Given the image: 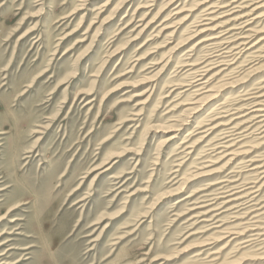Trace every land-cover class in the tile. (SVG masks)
I'll return each instance as SVG.
<instances>
[{
  "label": "rangeland",
  "instance_id": "374dc122",
  "mask_svg": "<svg viewBox=\"0 0 264 264\" xmlns=\"http://www.w3.org/2000/svg\"><path fill=\"white\" fill-rule=\"evenodd\" d=\"M205 1L0 0V264H264V133L221 125L264 51L207 71L209 93L191 72L220 53L200 41L245 35L232 25L256 4ZM261 7L238 18L252 42ZM207 16L222 27L196 34Z\"/></svg>",
  "mask_w": 264,
  "mask_h": 264
},
{
  "label": "bare ground",
  "instance_id": "6f19581e",
  "mask_svg": "<svg viewBox=\"0 0 264 264\" xmlns=\"http://www.w3.org/2000/svg\"><path fill=\"white\" fill-rule=\"evenodd\" d=\"M173 1V0H172ZM244 1V0H243ZM202 2V1H201ZM205 2H210V1H205ZM222 2V3H221ZM236 2H238V0H220V1H218V0H215L214 2H211V3H209V7H207V8H209V10H212V9H214V8H225V7H227V6H231L232 4H234V3H236ZM203 3V2H202ZM241 3V2H240ZM255 6H254V5ZM252 5L254 6L253 8H251L249 11H251V10H253V9H256V8H260L261 6H264V0H255L253 3H252ZM251 6V5H250ZM238 8V7H240V8H244L243 6H240V5H235V7H232V9L230 10V9H227V11H226V13L227 12H232L233 10H234V8ZM206 8V9H207ZM229 8V7H228ZM262 8V7H261ZM223 11V10H222ZM239 11V10H238ZM248 11V12H249ZM255 11V10H254ZM214 11H210V13H213ZM216 12V11H215ZM233 12H235V11H233ZM242 13V14H240L239 15V13H238V17H237V21H238V23L233 27V25H232V28L231 29H240V30H242V31H239V34H245V35H243V36H241V37H236V38H234L232 41H231V39H232V37H234V36H232V35H227L228 33H229V30L226 28V30L225 29H223V30H219L218 32L217 31H215V30H217L218 28H221L222 26L221 25H218V24H214V27H209V25L215 20L214 19V17H209V16H207L206 18L204 17V19L203 20H209L208 22H204V23H200V24H198L197 26H199V27H196L195 28V33L196 34H201V33H204V32H207L208 30H214L216 33H210L211 34V36H209L208 38H206V39H203L202 41H200V42H205V41H207V42H210L209 44H213L214 43V41H216L217 42V44L219 45V47H220V49H218L217 51L219 52L220 51V53H217V54H215L216 55V58H214V57H209V58H207V59H209L208 60V62L203 66V67H205V69L203 68H201V69H198L197 71H191V72H195V74L196 75H200V77H198V78H196V80H195V84H194V87H197V86H199L198 88H196V90L195 91H197V90H202V89H207V88H205L206 86H207V82H208V80H203L202 81V79H204V77H205V75H207L208 73H207V71L208 72H210V70H213V69H216V68H219L218 69V74L220 73L221 74V72L222 71H224L225 69L227 70V68L230 66V64L231 63H233V60L235 59V58H238L237 56L238 55H244V54H246L248 57H254L255 56V54H254V52L256 53L258 50H260V51H264V37H257L253 42L250 40L249 41V39H250V37L251 36H254V34H255V32H254V30L252 29L253 27H250V25L252 24V23H250V21L252 20V19H254V17L253 18H247V19H244V20H242L241 22L239 21V19L238 18H243L244 16L245 17H247L248 16V14L249 13ZM252 12V11H251ZM207 13V12H206ZM203 14V13H202ZM223 14V13H222ZM228 14H231V13H228ZM243 14H245V15H243ZM253 14V13H252ZM217 16V15H216ZM223 16H225V15H223ZM255 16V15H254ZM226 17V16H225ZM198 18H200V16L198 17ZM203 18V17H202ZM257 19V18H256ZM230 21V20H229ZM248 24H250V25H248ZM213 26V25H212ZM248 26V29L245 31V32H243V30L245 29V27H247ZM252 26V25H251ZM225 30V31H224ZM252 32H254V33H252ZM250 33V34H249ZM225 34V35H224ZM253 34V35H252ZM224 35V36H223ZM226 36V37H225ZM239 38H241V39H239ZM236 40V41H235ZM237 40H241V41H238L237 42ZM232 42H237L236 43V45L235 46H230L231 44H232ZM215 44V43H214ZM206 45V44H205ZM226 45V46H225ZM217 48H218V46H217ZM253 48H257V51L256 50H252ZM214 55V56H215ZM245 55V56H246ZM229 56H232V58L231 59H228V60H226L225 58H227V57H229ZM189 57V56H188ZM195 59V58H194ZM206 59V60H207ZM202 62H200L199 64H201ZM213 63H216L215 65H211V66H209L208 64H213ZM187 64V63H186ZM198 63H191L190 65H194V67H196V66H198L199 65ZM208 65V66H207ZM187 67V66H186ZM191 68V67H190ZM221 68V69H220ZM197 72V73H196ZM228 73V72H227ZM216 74V73H215ZM213 76V75H212ZM196 77V76H195ZM210 79H211V77H210ZM210 81V80H209ZM220 85V84H219ZM191 87V86H190ZM208 87V86H207ZM210 87V86H209ZM208 87V89L206 90V93H209V91H210V88ZM189 92V91H188ZM202 92H205V91H202ZM205 94V93H204ZM247 94V93H246ZM198 95H200V93H198ZM245 95V94H244ZM208 96H210V95H208ZM211 98H213V97H211ZM244 103H242V107H241V109H240V112H243L241 115H238L237 117H234V118H230V117H228V118H230L228 121H227V123H222L221 125H224L225 127H223V129H225L226 130V128H227V125H232V123L233 122H237L236 123V126H235V130H237V129H239V128H241L242 126L244 127V125H245V128L242 130V131H240L238 134H239V138L240 139H242V138H244V133H246V131H248V130H250L251 128H253L254 127V131L255 130H257L258 131V133L259 134H261V133H264V79L260 82V83H258V86L255 88V90L254 91H252L251 93H249V95L247 96V98L245 97L244 98ZM238 102V101H237ZM229 105V104H228ZM227 107L228 106H223V107H221V110L219 111V112H217V114H220L219 115V117H222V116H227V115H224V114H222V113H224V112H228L229 111V109H227ZM230 109H232V107L230 108ZM237 109V108H236ZM239 112V113H240ZM238 113V112H237ZM222 114V115H221ZM215 116H218V115H215ZM214 117V116H213ZM217 118V117H216ZM218 119V118H217ZM235 119V120H234ZM226 121V120H225ZM224 121V122H225ZM235 124V123H234ZM221 125H219V126H221ZM212 129L213 128H215V127H211ZM211 128H209V129H211ZM251 131H253V130H251ZM201 133V132H200ZM206 133V132H205ZM218 134V133H217ZM225 134V133H224ZM236 133H232V134H230V135H226V136H222L220 139L222 140V139H225L226 137H230V136H233V135H235ZM257 135V134H256ZM262 136H264V135H262ZM234 137V136H233ZM257 137V136H256ZM259 138V137H258ZM219 139V140H220ZM262 139V138H261ZM226 140V139H225ZM230 140V139H229ZM232 141H234L233 139H231ZM237 141H238V137H237ZM222 142L220 141H218L216 144L215 143H212V145H215V147H216V150L217 149H219V148H221V147H224V148H227L228 147V142L227 141H225V142H223L224 144H221ZM236 143V142H235ZM264 143V142H263ZM231 144H232V142H231ZM237 144V143H236ZM233 145V144H232ZM232 145H230V146H232ZM183 147V146H182ZM230 149V148H229ZM233 149V148H232ZM231 151H233V150H231ZM235 151V150H234ZM221 152V151H220ZM219 152V153H220ZM223 152V151H222ZM238 152V151H237ZM236 153V152H235ZM229 154H233L232 152H230ZM221 155V154H220ZM227 156V155H226ZM232 156V155H231ZM258 168H260V165H256V166H253L251 169V171H256ZM236 186V185H235ZM242 187V186H241ZM253 188V187H252ZM249 188L247 187V188H245V189H242V190H239V192L238 191H235V193H232V195H235V194H237V196H235V197H231L230 199H228V197L230 196V194L229 195H225V196H222V195H220V196H222V197H220L222 200H221V202L223 201V199H225L224 201H223V203L222 204H229V202H230V204L232 203V201H237V200H239V201H237L236 203H237V205L236 206H239V205H242V203H245L246 201L245 200H247V198L250 196V194H251V192H249V191H247ZM260 189V188H259ZM226 190V189H225ZM252 191V190H251ZM257 191V190H256ZM254 192V191H253ZM223 193V192H222ZM228 194V193H227ZM238 194H241V195H238ZM255 195V194H254ZM218 198V197H217ZM227 198V199H226ZM249 200H252V198L251 197H249L248 198ZM253 199H254V197H253ZM215 200V199H214ZM249 200H247V201H249ZM243 201H245V202H243ZM233 203H235V202H233ZM220 204V203H219ZM218 204V205H219ZM215 206H217V205H215ZM213 207V206H212ZM233 208V207H232ZM256 211H257V209H255ZM209 212V211H208ZM213 212V211H212ZM252 213L254 212V211H251ZM202 213H200V215H201ZM257 214H254L253 216H256ZM257 218V217H256ZM208 220V219H207ZM210 220H212V219H210ZM246 222V221H245ZM248 222V221H247ZM252 223V222H251ZM244 224V223H243ZM252 225H255V229L256 228H258V226L254 223H252L251 224V226H246V225H244L243 227H242V229H241V231H234V232H229V230L227 231V233H230V235H226V237H228L229 238V236H231V234H237V235H243V233L245 232V231H253V228H251L252 227ZM224 229V228H223ZM227 230V229H226ZM223 233L225 232V230L224 231H222ZM249 235H254V237L255 236H257V233L256 234H249ZM255 238H257V237H255ZM250 239V238H249ZM256 241V240H255ZM256 246V245H255Z\"/></svg>",
  "mask_w": 264,
  "mask_h": 264
}]
</instances>
